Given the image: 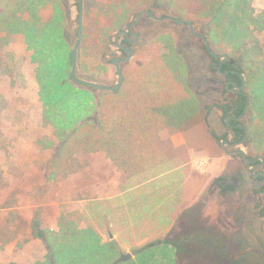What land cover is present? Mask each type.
Instances as JSON below:
<instances>
[{
	"label": "rangeland",
	"instance_id": "obj_1",
	"mask_svg": "<svg viewBox=\"0 0 264 264\" xmlns=\"http://www.w3.org/2000/svg\"><path fill=\"white\" fill-rule=\"evenodd\" d=\"M247 1L83 0V39L76 75L82 80L116 85L119 75L113 58L126 55L116 48L114 41H121V36L116 40L117 30L128 29L136 15L149 8L191 20L209 47L227 53L244 67L243 44L257 38L264 59V31L247 30L239 22V8ZM250 3L256 13L264 10V0ZM48 5L38 7L45 24L52 11ZM69 6L70 14L63 18L56 11L47 28L65 33L63 37L72 50L78 40V5L70 1ZM15 12L24 20L30 15L20 8L18 0H0V15ZM138 30L142 36L134 56L121 63L123 69L126 67L124 74L130 77L139 72L137 63L149 70L166 55L171 67H181L177 79L185 81L196 94V108L178 131H170L171 137L182 130L184 146L174 148L170 160L127 181L125 172L104 150L77 152L84 163L82 170L65 178L51 177L52 162L62 141L55 126L46 120L47 105L40 95V75L48 61L43 60L42 52L34 59L37 45L31 47L26 31L10 34L8 44L0 48V264H57L47 237L60 238L63 232L77 230H81L85 245L92 240L103 249L113 246L106 257L98 249V255L85 253L81 257L101 264L108 262L104 259L111 260L110 264H264V217L257 214L253 201L259 178L251 175V167L242 156L226 153L218 140L227 131L218 106L225 95L223 76L212 71L204 39L192 34L186 23L172 19L163 23L146 18ZM56 47L53 36L48 37V44L38 45L44 52ZM75 85L93 94L92 102L104 119L121 111L122 97L81 83ZM195 89L206 93L198 96ZM245 90L249 93L247 87ZM252 118L247 111L243 121L248 127L252 125L253 134L248 132L246 142L237 148L256 156L264 154V116ZM235 148L226 146L227 151ZM167 170L177 175L168 181L176 182L155 180L152 186L146 183L126 194V198L131 197L127 202L119 198L129 193L130 186L143 185ZM169 184L168 191L159 188ZM192 191H202L193 206L192 197L181 196ZM176 196V208H170L169 214L161 212ZM180 206L183 211L175 214ZM128 252L132 257L120 261Z\"/></svg>",
	"mask_w": 264,
	"mask_h": 264
},
{
	"label": "trees",
	"instance_id": "obj_2",
	"mask_svg": "<svg viewBox=\"0 0 264 264\" xmlns=\"http://www.w3.org/2000/svg\"><path fill=\"white\" fill-rule=\"evenodd\" d=\"M46 2L47 0H18L20 8L30 12L28 20L20 18L16 12L7 16L0 15V48L8 44L10 34L26 31L29 34L31 47H34V44L37 45L34 59L37 60V53L42 52L43 60L48 61L40 75V95L44 104L47 105L46 120L55 126L57 135L62 141L59 155L52 162L51 177L65 178L82 170L84 163L76 156L77 152L81 151L104 150L129 177L170 160L174 151L170 134L178 131L183 121L190 118L196 108L194 104L196 94L189 90L185 81L177 79L176 74L178 75L181 67H171L166 55L160 56L159 64H155L149 70L143 68L141 63H137L139 72L131 73L130 77L126 72L122 87L117 91L106 90V94L120 96L123 100L120 103L121 111L104 119V116L100 115V108L92 102L93 94L75 85L76 82L71 74L72 50L68 42L60 32L49 31L48 24H45L46 22L38 15V7ZM239 11L241 14L239 22L244 28L264 31V10L256 13L248 0L243 3ZM3 30L6 31L5 34L1 33ZM119 30L121 29L117 32ZM51 36L55 38V44L58 45L56 50L51 48L44 52L38 48L40 44H48V37ZM120 36L121 41L114 42L116 48L124 52L119 44H127L128 41L122 34ZM243 45L246 47L244 56L247 64L244 67L238 62V65L249 93L246 90L230 91L224 87V93L230 97H225L221 101V107L225 117L239 116L244 112L249 99L247 111L252 114L254 120L258 115L264 116V59L257 38H250ZM204 48L207 54H210L206 45ZM210 56L213 59L212 68L217 73L219 59L211 54ZM121 66L123 68V65ZM227 66L224 64L221 69ZM228 77L242 84L240 74H230ZM117 106L118 104L114 106V109ZM230 122L233 124L232 127L227 126L226 133L218 137V140L241 141L245 133L244 126L234 118ZM252 130V125H249V134H253ZM256 193H260L257 188ZM255 208L257 214L264 217V195L259 194ZM77 231L63 232L60 238L47 237L57 264H101L99 261L88 259L87 256L98 255V250L102 251L105 257L111 254L112 245L110 248L103 249L92 240L88 241L87 236L84 237L87 240L85 245V242L81 241V230ZM56 239L59 241L57 242ZM89 245L92 248L85 249V246ZM85 253L86 260H82L81 257ZM104 261H108L106 264L111 263V260L104 259Z\"/></svg>",
	"mask_w": 264,
	"mask_h": 264
},
{
	"label": "flooded vegetation",
	"instance_id": "obj_3",
	"mask_svg": "<svg viewBox=\"0 0 264 264\" xmlns=\"http://www.w3.org/2000/svg\"><path fill=\"white\" fill-rule=\"evenodd\" d=\"M70 1H73V2H75L77 5H78V22H79V6H80V1H81V3H82V6H83V0H47V3L49 4L48 5V8L49 9H52V11H51V13H50V18H52V17H54L55 15H56V11H59V14H60V16L61 17H67L69 14H70V6H69V3H70ZM62 3V7H61V4ZM58 4V5H57ZM59 5H60V7H59ZM66 7V8H65ZM45 8H43V10H44ZM42 10V9H41ZM42 10V11H43ZM143 10H145V9H143ZM148 10H151L158 18L156 19V18H152L149 14H147V13H144V15H143V17L141 18V20L134 26V30H135V32H137L138 33V35H139V38L137 39V40H135V36H133L132 34H128V36L126 35V34H122L123 35V37L124 38H126L127 39V41H128V45L127 44H122L121 43V45H123V47H122V49H123V53H125L126 55L125 56H127L128 55V49H133V51H134V54H135V46L138 44V42L140 41V39H141V36H142V34H141V32L138 30V26H140L143 22H144V20L146 19V18H148V19H153L154 20V22H157V21H160V22H163V23H165L166 22V20H167V18H162V17H164V16H168V15H166V14H158V12H157V10L155 9V8H149ZM142 11V10H141ZM140 11V12H141ZM139 12V13H140ZM138 13V14H139ZM138 16V15H137ZM137 16H136V18H137ZM50 18H49V20L47 21L48 22V25L50 24ZM135 18V19H136ZM134 19V20H135ZM51 20H53V19H51ZM44 22H46V21H44ZM132 22V21H131ZM187 24V23H186ZM188 25V24H187ZM188 27H189V25H188ZM190 28V27H189ZM194 28H195V26H194ZM128 30V29H127ZM191 30V29H190ZM78 31H79V27H78ZM199 34L197 35L199 38H201V39H204L203 37H202V35L203 36H205L202 32H200V31H197ZM191 33H192V30H191ZM193 34V33H192ZM64 35V37H66V34L64 33L63 34ZM195 35V34H194ZM129 38L130 39H132V40H129ZM206 47H207V45H206ZM207 49H208V52H210V54L212 55V56H214L215 58H217V59H219V63H218V65H217V69H218V67L220 66V68L224 65V64H227L228 66L225 68V69H221V71H222V73L221 72H219V70H218V74H221L222 76H223V89H224V87H227L228 88V90H230V91H236V92H242L243 90H240L239 89V86H241L242 84H238V82L235 80V79H232V78H229L228 76L230 75V74H236V75H239L240 74V71H239V69H240V66L238 65V61H237V59H235V61L232 63L231 62V56L230 55H228V58L226 59V60H224L222 63H221V61H222V59H223V56H218V55H214L213 53H211V51L212 52H214L215 54H222V53H218V52H215L211 47H207ZM207 53V52H206ZM210 54H208V57H209V59H210V65L213 67V59H212V57L210 56ZM227 54V53H226ZM134 56V55H133ZM120 57H124V56H120ZM115 58V57H114ZM114 58H113V60H114ZM124 63V62H123ZM233 66V67H232ZM209 70H210V68H209ZM236 70H238V72H236ZM212 71L213 72H215L214 70H213V68H212ZM210 79V78H209ZM243 80H244V82H245V78L243 79L242 78V83H243ZM232 85V86H231ZM196 90V93H197V95L198 96H203V95H205V90H199V89H195ZM225 97H230L228 94H225L223 97H222V99H224ZM213 99H214V97H213ZM221 105H222V103H220L218 106H219V108H220V111H221V116H220V118H221V120H222V122H223V125H224V127L225 128H227V126L228 127H232V123L230 122V120H232L233 118L236 120V121H238V123L240 124V123H244V121H243V119H241V120H239V119H237V117L238 116H231V115H228V116H226L225 117V112H224V110L222 109V107H221ZM211 110L210 111H213V109H214V107H211L210 108ZM231 116V118H230V120L228 121L227 119H228V117H230ZM240 116V115H239ZM241 125V124H240ZM248 136V135H247ZM246 139H247V137H246ZM246 139L245 140H243V141H241L238 145H242V144H244L245 142H246ZM230 142H234V141H230ZM238 145H236V146H233V145H228V146H230V147H236L235 149H238L237 148V146ZM234 149V150H235ZM259 154H261V153H259ZM259 154H257L256 156H250V155H247L250 159H251V161H247L241 154H233V155H241L242 156V158H243V161L246 163V164H249V166L251 167V175L252 176H257L258 178H259V182L264 178V154H263V159H261V158H259L258 156H259ZM255 174V175H254ZM259 182H258V184H257V186H256V188L259 190V194L260 195H264V189H262V187L264 186V182L262 183V186H261V188L259 189V187H258V185H259ZM253 194H254V196H253V201H257L258 200V197H259V194H257L256 193V190L254 189V192H253Z\"/></svg>",
	"mask_w": 264,
	"mask_h": 264
},
{
	"label": "water",
	"instance_id": "obj_4",
	"mask_svg": "<svg viewBox=\"0 0 264 264\" xmlns=\"http://www.w3.org/2000/svg\"><path fill=\"white\" fill-rule=\"evenodd\" d=\"M144 13H147L149 14L152 18H158L151 10H148V9H145V10H142L137 18L135 20H133L130 24H129V27H128V30L127 29H121L117 32L116 34V40L118 41L119 39V36L121 34H126L128 36V34H132L133 36H135V40H137L139 38V35L137 32H135L134 30V26L141 20V18L143 17ZM162 18H167V19H172L178 23H187L190 27V29L192 30L193 34L195 35H198L199 33L195 31L194 29V24L191 20L189 19H182V18H177V17H172V16H164ZM78 27H79V31H78V40L76 42V44L74 45L72 51H71V59H72V69H71V74H72V77H73V80L77 83H81V84H84L86 86H89V87H95V88H100V89H103V90H110V91H117L121 86L122 84L124 83V80H125V77H124V71H123V68L121 66V63L131 59L134 55V51L133 49H128V55L127 56H124V57H115L114 60H113V63H114V66H115V69L119 75V80L117 82L116 85L114 86H111V85H105V84H100V83H96V82H92V81H86V80H82L80 79L79 77H77L76 75V67H77V54H78V48L81 44V41L83 39V6H82V3L80 1V6H79V22H78ZM202 37L204 38V41L207 45V47L209 48V44H208V40L205 36L202 35ZM129 40H132L129 38ZM120 47H123V45L119 44ZM211 53H213L214 55H218V56H223V59L221 61V63L226 60L228 58V54L226 53H222V54H215L214 52L211 51ZM231 62L233 63L235 61V58L231 57ZM218 70L219 72L222 73L221 71V68L220 66L218 67ZM236 72H238V70H236ZM240 75L242 76V78L244 79L243 77V74L240 73ZM239 89L240 90H245V82L243 80V83L241 86H239ZM246 93V92H245ZM248 104H249V99L247 100V104H246V107H245V110L244 112L237 117V119L241 120L245 117L246 113H247V108H248ZM231 116L228 117V121L230 120ZM241 125L244 126L245 128V133H244V136L242 138L241 141L245 140L247 135H248V125H246L245 123H240ZM241 141H234V142H230V141H223L222 142V147L224 149V151L230 155H233V154H241L247 161H251V159L247 156V154L244 152L243 149L241 148H238V149H235V150H232V151H227L226 149V146L227 145H233V146H236L238 145ZM259 158L263 159V154H259L258 156ZM264 173V172H263ZM255 175V174H254ZM264 182V178L259 182V189L261 188L262 186V183ZM112 236V234H111ZM132 257V254L131 253H125V254H122L120 256V261H124V260H128Z\"/></svg>",
	"mask_w": 264,
	"mask_h": 264
},
{
	"label": "crops",
	"instance_id": "obj_5",
	"mask_svg": "<svg viewBox=\"0 0 264 264\" xmlns=\"http://www.w3.org/2000/svg\"><path fill=\"white\" fill-rule=\"evenodd\" d=\"M171 141H172V144H173V147L174 148H182L184 145V143H185V138H184V136H183V132H182V130L179 132V133H177V134H174V135H172L171 136ZM166 162V161H165ZM177 177V175H176V173L175 172H173L172 170H167L166 172H164V173H162L161 175H159V176H156V177H153V178H151V179H148L147 180V182H145V183H143V185H141V184H138V185H134V186H130L128 189H127V192L129 191V193H125V194H123L122 196H120L119 198H122L123 199V202H127V200L128 199H130L131 197L130 196H127V198H126V194H130L131 195V192L133 191V189H134V191L135 190H138V189H141L140 187L141 186H144V185H146V183H148V186H152V182H155V180H156V182H163V181H168V180H170L171 178H176ZM129 178H131V177H128V176H126V181H127V179L129 180ZM175 182H176V180H174ZM173 181V182H174ZM169 182V181H168ZM173 182H169V183H173ZM172 184H169V185H165L164 187H159V188H161V189H165V190H167L168 191V189H170V186H171ZM153 186H155V185H153ZM146 188V187H145ZM198 193V194H197ZM200 195V197H201V195H202V191H199V192H196V193H194L193 191H192V193H188V192H185V193H183V195H181V196H183V197H185V196H188L189 198H191L192 197V199H194V202H193V204L191 205V206H193L195 203H198L199 202V200H200V198L198 199V200H196V197H198ZM168 198H169V196H167V197H164V200L166 201V200H168ZM177 198H178V196H176L174 199H173V201H171V202H169V201H167V206H166V210H164V211H161V212H164V213H170V208H172V209H174V208H176V203H177ZM181 198V197H180ZM115 200V199H114ZM181 204H184L183 202H181ZM180 207H182L180 210H177L176 211V213L175 214H178V213H180L181 214V212L183 211L182 209L184 208L183 206H180ZM179 209V208H178ZM172 212V211H171ZM113 237V234H112V236H111V238Z\"/></svg>",
	"mask_w": 264,
	"mask_h": 264
}]
</instances>
